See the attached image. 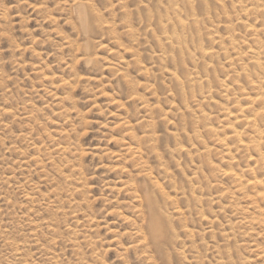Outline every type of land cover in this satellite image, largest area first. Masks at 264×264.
Listing matches in <instances>:
<instances>
[{"label":"rangeland","instance_id":"obj_1","mask_svg":"<svg viewBox=\"0 0 264 264\" xmlns=\"http://www.w3.org/2000/svg\"><path fill=\"white\" fill-rule=\"evenodd\" d=\"M263 82L264 0H0V264H264Z\"/></svg>","mask_w":264,"mask_h":264},{"label":"bare ground","instance_id":"obj_2","mask_svg":"<svg viewBox=\"0 0 264 264\" xmlns=\"http://www.w3.org/2000/svg\"><path fill=\"white\" fill-rule=\"evenodd\" d=\"M238 1H240V0H238ZM86 7V6H85ZM84 7V8H85ZM78 8L79 9H82V7L81 6H79L78 5ZM82 11V13H80V17L82 18V20L81 21H83V25L85 24V26H86V28L88 29V25H86L88 22H87V11H86V13H85V11H83V9L81 10ZM247 14H248V12H250V11H252V10H250L249 8H246L245 10H244ZM257 11H259V10H257ZM190 13V12H189ZM96 18V17H95ZM97 20V19H96ZM196 20H194V22L193 23H195L196 24V22H195ZM198 23V22H197ZM194 24V25H195ZM179 25V24H178ZM180 25H184V23L183 22H181L180 23ZM181 26V27H182ZM181 27H178V28H181ZM187 28V27H186ZM86 29V30H87ZM85 30V31H86ZM175 30V32H176V28L174 29ZM178 30V29H177ZM182 30V29H181ZM88 33H90V32H88ZM177 33H179V32H177ZM176 33V34H177ZM171 35H173V38H174V32L173 33H171ZM179 34H177V36H178ZM183 35V34H182ZM169 36V35H168ZM177 36H175V37H177ZM183 38V37H182ZM181 37H178V38H176V40L174 41V42H176L177 43V45L179 46V44L178 43H180V44H183V42L185 41V39H182ZM167 39H172V38H167ZM184 40V41H183ZM183 46V45H182ZM180 47H181V45H180ZM184 47H185V43H184ZM262 52V51H261ZM256 56H260V53H256L255 54ZM210 56H211V53H210ZM162 62V61H161ZM174 75V74H173ZM170 76V75H169ZM177 78V77H176ZM52 81V80H51ZM54 83V82H53ZM264 83V82H263ZM263 83H261V84H263ZM69 85V84H68ZM62 86H63V84H62ZM263 87V86H262ZM263 89V88H262ZM253 98V97H252ZM255 101L256 102H262V103H264V94H262V95H259L256 99H255ZM58 108V107H57ZM3 111V110H2ZM65 112L67 111V110H64ZM56 112V111H55ZM242 112L243 113H245L246 111L245 110H242ZM1 113V112H0ZM61 113V112H60ZM68 113V112H67ZM54 116H56V115H54ZM63 116V115H62ZM205 116V115H204ZM260 116H262L263 118H264V112L261 114V115H259V116H254V119H250V116H238V117H236L235 118V120H236V122L237 123H242L243 125H245L246 127H249L250 128V126H253V125H256V123H257V121H258V118H260ZM59 117V116H58ZM61 117V116H60ZM66 118V117H65ZM204 120H205V118H204ZM152 125V124H151ZM224 131V130H223ZM174 134V133H173ZM258 134L260 135V139L261 140H263L264 139V132L263 131H259L258 132ZM172 135V134H171ZM176 135V134H175ZM59 136V135H58ZM173 137V136H172ZM231 138L234 140V139H239V143H240V148H242V149H244V151L246 152V150H247V152H249V151H251V149L252 148H250L251 146H250V142H244V141H242V139H241V133L240 132H238V131H233V133H232V136H231ZM237 139H236V141H237ZM153 141V140H152ZM141 142V141H140ZM218 142V141H217ZM225 144V143H224ZM256 144V143H255ZM255 144H254V146H255ZM259 145H260V143H259ZM236 147V146H235ZM256 147H258V146H256ZM66 148V147H65ZM180 148H181V146H180ZM179 148V149H180ZM131 149H133V148H131ZM61 150V149H60ZM66 150V149H65ZM125 150V149H124ZM178 150V149H177ZM62 151V150H61ZM132 151V150H131ZM185 151V150H184ZM253 151V150H252ZM133 152V151H132ZM131 152V153H132ZM176 152V151H175ZM179 152V151H178ZM256 152V151H255ZM59 153V152H58ZM66 153V152H65ZM228 153V152H227ZM261 153V152H260ZM125 154V153H124ZM128 154H130V153H128ZM134 154V153H133ZM232 155V154H231ZM246 155H247V153H246ZM259 155H261L260 156V159L262 158V156H263V159H264V154L262 155V154H259ZM228 156V155H227ZM108 157H110V156H108ZM133 158V157H132ZM249 158H250V156H249ZM230 159V158H229ZM248 159V158H247ZM111 160V159H110ZM258 160V159H257ZM131 161V160H130ZM130 163V162H129ZM261 164V163H260ZM107 165V164H106ZM113 165V164H112ZM160 166V165H159ZM162 166V165H161ZM78 167H80V165L78 166ZM112 167V166H111ZM114 167V166H113ZM112 167V168H113ZM111 168V169H112ZM232 168V167H231ZM260 168V167H259ZM154 169V168H153ZM162 169H164V168H162ZM117 170V169H116ZM120 170V169H119ZM121 170H123V169H121ZM79 171V170H78ZM109 172V171H108ZM107 172V173H108ZM143 172V171H142ZM150 173V172H149ZM167 173V172H166ZM124 174V173H123ZM227 175H229L230 177L232 176V177H234L235 179L237 178V176H235L234 175V173H232V175H230V174H228V173H226ZM146 175V174H145ZM234 175V176H233ZM167 176V175H166ZM262 176V175H261ZM68 177V176H67ZM74 177V176H73ZM149 177V176H148ZM258 178V177H257ZM194 180H195V178H193ZM239 179V178H238ZM135 180V179H134ZM150 180V179H149ZM143 181H146V180H143ZM153 181V180H152ZM243 181V180H242ZM150 182V181H149ZM192 182V181H191ZM234 182V181H233ZM238 182V181H237ZM246 182V181H245ZM263 182V181H262ZM127 183V182H126ZM152 183H154V182H152ZM254 184V183H253ZM255 184L257 185V184H259V185H262L261 183H260V181H256L255 182ZM147 185V184H146ZM151 185V184H150ZM155 185V184H154ZM157 185V184H156ZM239 185V184H238ZM246 185V184H245ZM148 186V185H147ZM147 186H146V188H147ZM159 186V185H158ZM239 186H243V185H239ZM253 186V185H252ZM235 187H237V186H235ZM152 188V187H151ZM243 188V187H242ZM241 188V189H242ZM248 188V187H247ZM129 189V188H128ZM141 189V188H140ZM158 189H159V187H158ZM161 189V188H160ZM120 190V189H119ZM124 190H126V189H124ZM135 190H137V189H135ZM247 190V189H246ZM143 191H145V189L143 190ZM148 191H150V190H148ZM147 191V192H148ZM161 191V190H160ZM127 192V191H126ZM139 192V191H138ZM158 192V191H157ZM150 193H151V191H150ZM154 193V192H153ZM163 193V192H162ZM246 193V192H245ZM160 194V193H159ZM146 195H147V193H146ZM164 195V194H163ZM264 196V188H263V193H262V197ZM144 197V196H143ZM261 197V196H260ZM264 198V197H263ZM32 199V198H31ZM262 199V198H261ZM139 200V199H138ZM137 202V201H136ZM172 202V201H171ZM197 202H198V200H197ZM146 203L148 204V207L150 208V218H149V220L147 221L148 223H147V228L149 229L148 231H150V233H151V236H152V238L156 241L160 236H163L166 232H167V229L169 228L170 229V227H168L167 228V226H169L168 224H167V226H165V224L163 223L164 221L162 220V219H164V218H160V214H158V211L156 212V209H155V206H154V201L152 200V198L151 197H148L147 196V199H146ZM157 208V207H156ZM160 211H161V209H160ZM148 212V211H147ZM163 212V211H162ZM180 212V211H179ZM161 213V212H160ZM174 213V212H173ZM167 214V213H166ZM165 214V215H166ZM163 215V214H162ZM176 215V214H175ZM170 218V217H169ZM171 219V218H170ZM204 220V219H203ZM125 221V220H124ZM211 221V220H210ZM210 221H208V222H210ZM77 222V221H76ZM129 222V221H128ZM170 222V221H169ZM172 222V221H171ZM207 222V223H208ZM211 223V222H210ZM209 223V224H210ZM129 224V223H128ZM166 230V231H165ZM170 231V230H169ZM173 231V230H172ZM173 233V232H172ZM187 233V232H186ZM190 233V232H189ZM212 233V232H211ZM75 234V233H74ZM176 233H174V235H175ZM76 235V234H75ZM168 235H169V237H170V232H169V234H167V236L166 237H168ZM177 235V234H176ZM175 235V236H176ZM178 236V235H177ZM154 244V243H153ZM16 256V255H15ZM14 256V257H15ZM229 258V257H228ZM52 261V260H51ZM220 264V263H219ZM223 264H224V262H223Z\"/></svg>","mask_w":264,"mask_h":264}]
</instances>
